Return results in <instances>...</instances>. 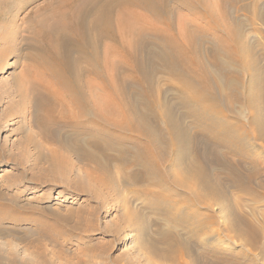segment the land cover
<instances>
[{"label": "bare ground", "instance_id": "1", "mask_svg": "<svg viewBox=\"0 0 264 264\" xmlns=\"http://www.w3.org/2000/svg\"><path fill=\"white\" fill-rule=\"evenodd\" d=\"M179 1L192 16L205 19V27L224 31L222 36L209 40L192 17L182 26L190 31L181 29L179 39L169 0H65L58 24L50 32L38 30L43 43L29 54L37 68L29 75L34 119L43 140L87 163L80 175L88 181L111 185L115 169L129 189L162 211L164 224L155 239L161 246H149L151 254L172 263L235 264L229 257L194 249L213 214L202 216L191 208L217 206L228 217L227 234L254 242L255 234L261 235L249 216L232 206L235 192L227 187L254 202L264 194V180L257 181L264 175V157L236 154H245L248 135L264 142V114L255 104L264 99V86L242 35L246 23L254 30V20L264 26V1L217 0L216 10L210 0ZM259 32L264 35V28ZM204 43H210L206 51ZM245 72L253 91L249 95L239 79ZM158 74L175 81L179 110L156 86ZM247 106L255 110L250 127L240 119Z\"/></svg>", "mask_w": 264, "mask_h": 264}, {"label": "rangeland", "instance_id": "2", "mask_svg": "<svg viewBox=\"0 0 264 264\" xmlns=\"http://www.w3.org/2000/svg\"><path fill=\"white\" fill-rule=\"evenodd\" d=\"M210 1V8L218 9L217 0ZM64 2L0 0V264H182L181 260L174 263L163 261L150 253L149 246L158 242L155 239L157 229L163 223L162 211L154 208L148 198L129 189L121 173L113 169V184L106 187L94 185L80 175L87 166L86 162L60 148L56 142L43 140L40 136L33 112L34 88L29 77L37 68L29 56L35 53L37 45L43 43L38 30L50 32L58 24V11L67 7ZM168 3L172 9V29L179 39H182L180 30L183 24L192 17L209 40H215L216 36L224 33L205 27V19L192 16L189 8L179 0H169ZM240 16L245 17L243 14ZM253 24L255 30L246 23L242 35L252 47V52L248 54L252 53L255 57L260 68L259 82L264 86V35L259 32L264 26L259 20H254ZM188 27L186 31H190ZM209 46L210 43H204V50ZM204 57L206 61L210 60L207 52ZM112 60L111 65L114 63ZM199 60L202 59L199 57ZM110 63L107 67L111 72L114 64L111 66ZM169 76L162 74L155 84L166 90L163 95H168L167 101L173 102L176 105L174 109L179 110L176 98L180 93ZM239 79L244 94L253 92L248 87L246 72ZM129 82L132 83V80ZM257 101L256 107L264 114V99ZM248 107L240 119L243 121L245 118L243 122L250 127L248 119L255 110ZM228 118L235 121L231 114ZM246 137L248 146L245 154H236L252 159L258 153L263 158L264 142L250 135ZM53 151L64 156H54ZM258 180H264V175H260ZM166 188L179 196L184 194L173 185H166ZM227 188L237 194V197L235 193L232 194L235 196H230L232 206L249 216L247 218L261 235L258 234V238L256 233L254 242L249 236L227 234L224 228L228 217L219 212L217 206L195 205L190 207L191 210L196 209L202 216L213 214V219L205 222L206 234L202 235V242L195 244L194 249L229 257L235 264H264V194L254 202L249 195ZM252 208L255 214L250 213ZM178 231L183 234L180 229ZM159 244L158 247L161 246Z\"/></svg>", "mask_w": 264, "mask_h": 264}]
</instances>
